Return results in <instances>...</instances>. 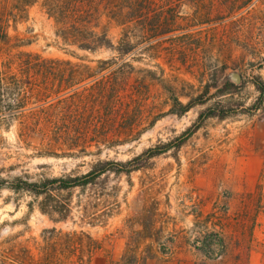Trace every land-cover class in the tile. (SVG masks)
I'll use <instances>...</instances> for the list:
<instances>
[{
  "label": "rangeland",
  "instance_id": "rangeland-1",
  "mask_svg": "<svg viewBox=\"0 0 264 264\" xmlns=\"http://www.w3.org/2000/svg\"><path fill=\"white\" fill-rule=\"evenodd\" d=\"M88 1L128 54L0 0V178L115 170L62 192L69 210L1 190L0 264H264V0ZM57 60L103 70L62 113Z\"/></svg>",
  "mask_w": 264,
  "mask_h": 264
},
{
  "label": "trees",
  "instance_id": "trees-1",
  "mask_svg": "<svg viewBox=\"0 0 264 264\" xmlns=\"http://www.w3.org/2000/svg\"><path fill=\"white\" fill-rule=\"evenodd\" d=\"M86 1L87 0H57L55 3H48L49 0H46L44 6L48 5L47 9L49 10L50 17H53L57 25L60 26V32L58 33V36L62 38L64 43L75 46L81 51L94 53L100 49H111L121 56L128 54L130 51L125 48L123 41L120 47H114L111 41L108 39L106 33L103 32L98 34L94 31L95 26H92V23L94 20L93 15L95 11L93 10L94 8L90 1ZM33 2L34 0H18V5L19 7H27ZM110 61L115 60L112 59ZM56 63L59 66L67 67V70H62L59 72V85L57 91L54 92L55 95H59V98L66 96L58 100L60 107L55 109L56 112L62 113L61 109L65 110L66 104L67 106L70 104L69 101L72 97L69 95V93L72 92V89L75 86L85 82L87 79H92L101 75L103 70L101 69V71H96L97 73L95 72L90 74L88 70L83 72L79 71L77 65H73L68 61L57 60ZM106 63L109 62H99L100 65ZM226 90L227 88H225L223 91H220L219 93H224ZM57 129L58 128L54 129L53 131ZM167 151V147H165L162 152L150 150L147 152V158H154L166 153ZM109 165V162H98L93 165L86 174H70L61 177L47 178L36 182H31L28 180V178H16L9 183L5 179L0 178V191L9 189L14 193H29L36 197L46 196L48 201L42 203L41 206V211L43 213H49V210H53L54 212L62 211L63 209L69 210L70 201L61 200V193L72 192L78 189L85 190L89 186L96 185L97 179L106 176L111 171L115 172V170L108 168ZM62 219L64 220L66 218L63 217Z\"/></svg>",
  "mask_w": 264,
  "mask_h": 264
}]
</instances>
